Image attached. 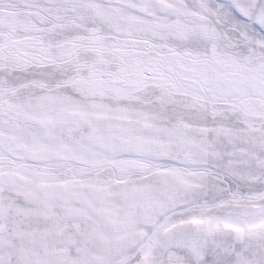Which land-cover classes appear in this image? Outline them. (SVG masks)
<instances>
[{
	"label": "snow or ice",
	"instance_id": "6c2138e0",
	"mask_svg": "<svg viewBox=\"0 0 264 264\" xmlns=\"http://www.w3.org/2000/svg\"><path fill=\"white\" fill-rule=\"evenodd\" d=\"M0 264H264V0H0Z\"/></svg>",
	"mask_w": 264,
	"mask_h": 264
}]
</instances>
